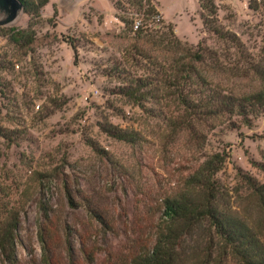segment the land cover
<instances>
[{
	"label": "rangeland",
	"instance_id": "rangeland-1",
	"mask_svg": "<svg viewBox=\"0 0 264 264\" xmlns=\"http://www.w3.org/2000/svg\"><path fill=\"white\" fill-rule=\"evenodd\" d=\"M213 1L217 29L234 35L239 50L207 30L199 0H144L143 7L140 0H49L41 19L33 20L35 41L28 48L0 32V61L6 66L0 69L5 84L0 125L21 132L11 148L0 137V211L20 212L23 264L41 259V204L77 231L79 236L71 238L76 251L81 238L103 249L102 264L106 251L124 254L151 239L163 218L162 199L195 187L204 164L218 159L215 180L222 204L264 233L263 205L244 180L248 176L264 185V112L252 126L224 117L191 127L179 123L173 130L166 114L179 115L174 104L149 113L112 94L118 83L109 75L111 67L122 63L142 75L149 63L141 53L161 64L190 62L199 54L202 61L195 65L214 84L238 95L253 92L258 84L252 67L264 60V7L252 10V0ZM148 4L161 22L144 18ZM136 20L147 25L140 36L134 31ZM31 22L24 12L4 27L27 29ZM106 122L138 133L143 141L128 145L113 139L101 130ZM89 142L107 154L97 155ZM65 180L76 202L84 193L109 212L114 232L104 234L86 209L70 205ZM207 238L208 229L202 228L183 241L184 264H203Z\"/></svg>",
	"mask_w": 264,
	"mask_h": 264
},
{
	"label": "trees",
	"instance_id": "trees-1",
	"mask_svg": "<svg viewBox=\"0 0 264 264\" xmlns=\"http://www.w3.org/2000/svg\"><path fill=\"white\" fill-rule=\"evenodd\" d=\"M21 1L25 6V14L31 17L32 22L28 28L4 27L0 28V32L13 44L28 48L35 41V34L32 30L37 22L33 20L34 18L41 19L42 9L49 3V0ZM143 1L140 0L142 7L144 6ZM199 3L207 15L204 19V26L207 30L231 42L239 50L240 43L234 35L217 29L215 2L199 0ZM249 7L259 11L264 7V0H252ZM143 15L150 21L161 22L159 13L150 4L145 8ZM120 20L126 25L130 24L123 17H120ZM145 27L147 25H142L135 34L142 35ZM168 29L171 30L170 25ZM141 57L142 60H147L149 65H144V74L139 76L127 71L122 63H114L109 75L116 80L118 85L115 86L112 94L132 102L149 113H153L155 108L167 102L174 104L181 111L179 115L166 114L167 122L173 124V130L180 128L179 123L184 127H191L196 122L215 121L224 117L229 119L237 117L245 125L252 126L253 118L264 112V60L252 67L258 84L257 88L249 94L238 95L214 84L203 75L195 65L202 61L199 54H194L190 62L174 61L169 64L154 63L151 57L143 53ZM2 68L6 66L0 61V69ZM0 88H5L1 80ZM101 130L113 139L128 145H136L143 141L138 133L108 122L101 125ZM20 135L21 132L17 127L8 128L0 125V137L5 140L8 148L17 143ZM88 144L97 155L104 156L105 151L94 142ZM216 158L218 159V156ZM221 160L208 161L204 164L200 179L197 180L198 184L192 189L162 199L163 218L155 227L151 239H146L145 242L142 240L143 243L138 245L137 250L134 246L130 247L127 253H124L125 255L106 251L107 257L102 264H184L183 241L191 233L202 228L208 229V245L203 264H228L230 261L238 264H264V233L256 232L246 225L221 202L223 194L216 187L215 180L220 170L217 164L222 163ZM260 167L264 169V165L260 164ZM244 180L253 193L259 197L264 209V185H260L252 177L245 176ZM64 188L70 205L86 209L90 217L101 225L104 234L114 232V219L108 216L107 210L94 204V200L84 193H79L82 201L76 202L67 180L64 181ZM40 210L42 222L39 239L42 255L36 264H99L98 256L103 249L96 245L89 246L87 240L80 237L79 248L76 251V247L71 244V238L78 234L77 231L68 222L62 224L55 219V211L48 205L41 204ZM20 225L21 216L18 210L1 208L0 264H23L18 253ZM64 251L66 256L63 255ZM77 252L80 256H76Z\"/></svg>",
	"mask_w": 264,
	"mask_h": 264
},
{
	"label": "water",
	"instance_id": "water-1",
	"mask_svg": "<svg viewBox=\"0 0 264 264\" xmlns=\"http://www.w3.org/2000/svg\"><path fill=\"white\" fill-rule=\"evenodd\" d=\"M24 11L25 6L21 0H0V27L16 23Z\"/></svg>",
	"mask_w": 264,
	"mask_h": 264
},
{
	"label": "built area",
	"instance_id": "built-area-1",
	"mask_svg": "<svg viewBox=\"0 0 264 264\" xmlns=\"http://www.w3.org/2000/svg\"><path fill=\"white\" fill-rule=\"evenodd\" d=\"M141 21L140 20H136L134 23V31L137 32L140 28H141Z\"/></svg>",
	"mask_w": 264,
	"mask_h": 264
}]
</instances>
